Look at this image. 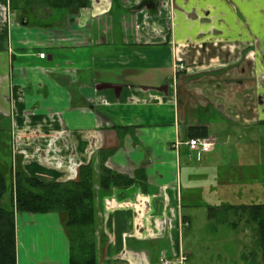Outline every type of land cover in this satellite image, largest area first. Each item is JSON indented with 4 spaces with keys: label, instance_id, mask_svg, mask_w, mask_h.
Wrapping results in <instances>:
<instances>
[{
    "label": "crops",
    "instance_id": "1",
    "mask_svg": "<svg viewBox=\"0 0 264 264\" xmlns=\"http://www.w3.org/2000/svg\"><path fill=\"white\" fill-rule=\"evenodd\" d=\"M41 1L0 0V140L20 143L12 173L44 182L74 180L87 164L97 172L98 151L112 150L105 166L136 182L95 186L98 264H129L128 238L189 223L178 179L189 127L215 143L211 128L264 126V0ZM253 160L262 156L234 158L228 180L250 176ZM230 191L214 208L250 205ZM64 222L16 214V264H69Z\"/></svg>",
    "mask_w": 264,
    "mask_h": 264
},
{
    "label": "rangeland",
    "instance_id": "2",
    "mask_svg": "<svg viewBox=\"0 0 264 264\" xmlns=\"http://www.w3.org/2000/svg\"><path fill=\"white\" fill-rule=\"evenodd\" d=\"M18 1L12 0L13 6H18ZM41 3L49 6L47 0ZM256 79L264 80V74ZM224 126L226 127L219 131L211 128L210 135L215 137L213 149L203 154L200 160L196 159L194 151L185 146L181 147L178 179L184 199L183 215L189 223L179 228L165 221L159 236L155 234L150 240L128 238L126 249L121 254L124 261L129 264H160L159 256L165 252L169 264H263L256 224L250 221L247 214L234 210H220V207L216 209L214 217L210 218L208 214V209L220 204L219 199L224 204H230V201L234 200L230 190L244 191L242 196L248 198L247 204L264 203V126L258 125L257 128L228 124ZM256 131H259L261 136L250 145L248 141L252 140L250 134H256ZM244 133L245 137L242 138L241 134ZM0 142V178L3 179L0 180L2 183L0 208L11 210L13 182L11 152L18 151L20 143L13 141L9 145L3 140ZM249 152L261 155V162L253 160L250 163L249 168L252 166L250 176L229 181L228 166L233 164L234 158L240 154L248 156ZM229 182L232 183V187L228 185ZM249 182L252 183L251 188L245 185ZM192 191L198 192L194 194ZM143 232L144 229L140 234ZM47 236L48 234L44 233L46 239L49 238ZM98 238L96 237V240ZM40 239L38 235L37 240ZM41 242L43 243L42 240ZM178 250L184 258L178 259ZM27 253L28 251H25V257ZM47 254L53 257L56 251L52 249Z\"/></svg>",
    "mask_w": 264,
    "mask_h": 264
},
{
    "label": "trees",
    "instance_id": "3",
    "mask_svg": "<svg viewBox=\"0 0 264 264\" xmlns=\"http://www.w3.org/2000/svg\"><path fill=\"white\" fill-rule=\"evenodd\" d=\"M88 3L89 0H47V4L56 9H79L86 7ZM189 129L190 137H206V129L203 126H191ZM111 153L112 150H99L98 171L95 172L91 164L82 165L74 180L44 182L24 173H12V209L0 208V264H16L15 215L49 213L64 215L63 227L68 240L69 264H98L95 186L108 191L113 187H129L136 182L135 177L129 178L105 166ZM1 186L0 181V190ZM216 209H208L210 218L215 216ZM220 210L245 213L250 221L256 224L264 264V203L222 206Z\"/></svg>",
    "mask_w": 264,
    "mask_h": 264
},
{
    "label": "built area",
    "instance_id": "4",
    "mask_svg": "<svg viewBox=\"0 0 264 264\" xmlns=\"http://www.w3.org/2000/svg\"><path fill=\"white\" fill-rule=\"evenodd\" d=\"M41 58L44 57V53H40ZM181 144L178 141H175L174 147L176 148ZM189 150L194 151L196 158L199 160L201 156L205 153L211 152L214 146V140L210 137H190L183 143ZM160 264H169V261L166 259L165 255H161L159 258Z\"/></svg>",
    "mask_w": 264,
    "mask_h": 264
},
{
    "label": "flooded vegetation",
    "instance_id": "5",
    "mask_svg": "<svg viewBox=\"0 0 264 264\" xmlns=\"http://www.w3.org/2000/svg\"><path fill=\"white\" fill-rule=\"evenodd\" d=\"M57 9H67V8H57ZM80 9V8H79Z\"/></svg>",
    "mask_w": 264,
    "mask_h": 264
}]
</instances>
